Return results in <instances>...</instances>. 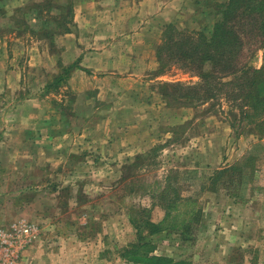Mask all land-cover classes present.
I'll return each mask as SVG.
<instances>
[{"label": "rangeland", "instance_id": "obj_1", "mask_svg": "<svg viewBox=\"0 0 264 264\" xmlns=\"http://www.w3.org/2000/svg\"><path fill=\"white\" fill-rule=\"evenodd\" d=\"M144 1L0 0V264H264V139L169 100L198 78L156 57L226 0Z\"/></svg>", "mask_w": 264, "mask_h": 264}, {"label": "trees", "instance_id": "obj_2", "mask_svg": "<svg viewBox=\"0 0 264 264\" xmlns=\"http://www.w3.org/2000/svg\"><path fill=\"white\" fill-rule=\"evenodd\" d=\"M221 7V16L210 37L203 32H182L173 24L165 27L162 43L156 49L160 66L167 69L178 65L198 78L192 85L164 84L170 89L165 96L188 107L224 101L230 127L236 132L250 128L261 140L264 139V64L255 69L242 58L246 49L264 48V0H226ZM234 170L217 171L214 176L223 178ZM164 198L167 199L166 194ZM148 225L150 222L146 221L145 226ZM142 261L169 264L162 257H143Z\"/></svg>", "mask_w": 264, "mask_h": 264}, {"label": "crops", "instance_id": "obj_3", "mask_svg": "<svg viewBox=\"0 0 264 264\" xmlns=\"http://www.w3.org/2000/svg\"><path fill=\"white\" fill-rule=\"evenodd\" d=\"M144 2H147L148 3V6L149 7H153V9H151V11L150 12H155V13H157L158 15V22L160 23H162V25H164V22H169L171 19H163V15L164 14H167V17H169V15H168V13H170V12H173V9H174V5H173V2L172 1H169L168 2V0H165V3H166V5H165V3H164V7H162L161 6V8H159V6L160 5H158V2H157V0H146V1H144ZM82 3H79V1H78V4L76 5L77 6V8H79V12H78V14L79 13H81V11L83 12V8H85L86 6H83L84 4H82ZM164 8V12H162V9ZM86 16H88V15H86ZM162 18V19H161ZM157 21H156V23H158ZM171 23V22H170ZM145 44V46H147L148 45V43H144Z\"/></svg>", "mask_w": 264, "mask_h": 264}, {"label": "built area", "instance_id": "obj_4", "mask_svg": "<svg viewBox=\"0 0 264 264\" xmlns=\"http://www.w3.org/2000/svg\"><path fill=\"white\" fill-rule=\"evenodd\" d=\"M6 257H7V254H6ZM6 257H5V258H6Z\"/></svg>", "mask_w": 264, "mask_h": 264}]
</instances>
